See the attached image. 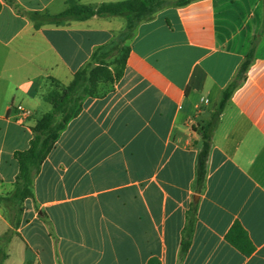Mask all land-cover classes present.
Instances as JSON below:
<instances>
[{"label":"crops","instance_id":"0c3cea01","mask_svg":"<svg viewBox=\"0 0 264 264\" xmlns=\"http://www.w3.org/2000/svg\"><path fill=\"white\" fill-rule=\"evenodd\" d=\"M12 1L51 14L68 7L0 0V236L12 227L15 152L29 147L32 127L52 109V79L69 83L126 28L123 16L97 15L36 27ZM125 43L123 77L86 98L42 164L4 264H147L154 256L162 264H264V0L165 6ZM253 47L197 192L201 129ZM193 202L196 228L183 253ZM237 220L255 246L249 255L226 238Z\"/></svg>","mask_w":264,"mask_h":264},{"label":"trees","instance_id":"16d2710c","mask_svg":"<svg viewBox=\"0 0 264 264\" xmlns=\"http://www.w3.org/2000/svg\"><path fill=\"white\" fill-rule=\"evenodd\" d=\"M68 7L57 14L29 11L14 1L12 3L22 13L28 15L39 27L43 23L64 24L69 20H83L92 16H123L126 28L121 32L120 42L107 47L97 48L90 62L79 68L72 80L64 84L52 79V86L45 98L52 109L45 112L32 127L33 136L26 149L17 150L15 158L19 163L16 188L11 196L10 206L12 227L0 236V264L8 257L7 245L18 233L24 210V201L34 198V179L42 164L54 148L68 123L78 116L84 107L86 98L104 95L124 75L130 46L125 42L134 34L136 27L143 21L152 19L165 6H184L194 0H120L88 5L78 0H67ZM254 47L240 66L239 72L224 89L221 101L212 113L208 123L201 129L202 144L197 157L196 182L197 192H202L207 176V164L212 148V138L219 123L221 113L234 90L241 84L245 72L251 64ZM198 203L193 202L186 212V224L182 235V251L186 253L192 243L196 228ZM227 240L244 254H251L255 246L240 221H235L228 233ZM147 264H162L159 257H151Z\"/></svg>","mask_w":264,"mask_h":264},{"label":"built area","instance_id":"2783aa9c","mask_svg":"<svg viewBox=\"0 0 264 264\" xmlns=\"http://www.w3.org/2000/svg\"><path fill=\"white\" fill-rule=\"evenodd\" d=\"M206 101H208V100L206 99ZM18 109L22 110L24 114H29V111L25 110L22 105H19Z\"/></svg>","mask_w":264,"mask_h":264},{"label":"rangeland","instance_id":"374dc122","mask_svg":"<svg viewBox=\"0 0 264 264\" xmlns=\"http://www.w3.org/2000/svg\"><path fill=\"white\" fill-rule=\"evenodd\" d=\"M121 37V35L119 36V38ZM119 40V39H118Z\"/></svg>","mask_w":264,"mask_h":264}]
</instances>
